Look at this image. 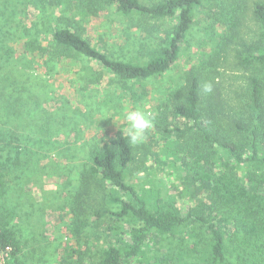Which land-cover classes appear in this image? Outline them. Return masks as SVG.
Masks as SVG:
<instances>
[{"label": "trees", "instance_id": "trees-1", "mask_svg": "<svg viewBox=\"0 0 264 264\" xmlns=\"http://www.w3.org/2000/svg\"><path fill=\"white\" fill-rule=\"evenodd\" d=\"M41 2L52 7L54 15L43 11L20 43L22 54L30 59L25 61L27 67H32L34 72L37 63L46 66L88 60L122 82L158 78L177 64L197 14L202 15L204 32L200 58L185 71L181 78L184 86L177 98L174 96L170 116L174 123L163 113L155 124L166 139L175 140L170 150L172 159L168 160L180 167L193 185L206 191L204 200L183 214L172 200L162 197L157 186L147 188L146 182L129 183L135 154L128 137L118 132L107 144L91 147L87 152L88 162H70L68 166L71 172L79 173V184L69 204L66 203L70 246L59 264H88L94 248L88 234L92 233V227L103 223L109 226V237L118 239L102 251L96 264L137 262L148 244L175 235L190 224L206 227L211 236L207 253L193 264H264V2L255 4L253 18L257 34L250 43L240 41L246 10L243 0H157L152 4L142 0ZM73 4L78 12L73 11ZM111 9L127 21L125 32L134 30L145 35L140 42V62L117 59L93 46L84 35L85 24L102 18ZM55 11L60 14L56 15ZM171 19L176 24L162 30V23ZM5 49L6 59L10 60L14 51L10 47ZM231 50L236 67L250 74L242 93H236L239 103L233 109V116L237 118L225 115L218 118L223 104L207 106L200 86L219 71L220 63ZM82 71L90 75L82 76L84 90L103 78V73L94 72L92 66H83ZM3 115H0V201L7 193L9 164L14 158L21 160L23 155L18 145L21 139L17 137L18 127L8 132L1 120L9 121L11 116ZM35 116L33 121L43 126L45 117L39 112ZM15 119L17 123V115ZM227 119L231 120L230 132L224 127L228 126ZM51 133L52 130L47 132V138ZM70 157L75 162V157ZM245 167L251 170L243 179L239 171ZM2 214L0 264H19L21 244L17 232ZM228 248L235 251V262L229 259ZM180 251L183 255H178L179 261L192 264L184 258L187 250L183 244ZM154 264L178 263L174 256H169L165 260L156 257Z\"/></svg>", "mask_w": 264, "mask_h": 264}, {"label": "rangeland", "instance_id": "rangeland-1", "mask_svg": "<svg viewBox=\"0 0 264 264\" xmlns=\"http://www.w3.org/2000/svg\"><path fill=\"white\" fill-rule=\"evenodd\" d=\"M142 1L146 4L157 2ZM243 1L246 10L240 41L243 39L250 43L257 34L253 18L255 4L264 0ZM43 11L54 15L53 8L41 0H0V105L4 103L0 115L11 116L9 121L4 118L1 122L5 123L8 132L18 127L17 137L21 136L18 145L23 150L21 160L14 158L13 163L9 164L11 174L6 196L0 201V212H4L2 216L10 220L17 232L21 244L19 264L60 263L66 248L70 246L67 230L70 216L66 203L69 204L76 192L74 188L79 184V173L71 172L68 166L88 162L87 152L91 147L103 146L118 132H123L122 129L127 126L124 114L129 110L139 108L151 112L154 127L143 143L132 145L136 160L131 166L128 182L133 185L146 182L147 188L157 186L162 197L172 200L183 214L190 207H198L206 195L204 189L193 185L180 167L176 168L168 160L172 159L170 150L175 140L166 139L155 128L156 119L163 113L168 115L170 123H174L170 116L174 96L177 98L176 94L184 86L181 78L200 58L204 38L202 15L197 14L195 26L181 56L168 73L148 80L122 82L88 60L46 66L37 63L35 72L32 67H27L25 61L30 62V59L22 54L20 43ZM73 11L78 12L75 4ZM55 14L60 13L55 11ZM127 24L111 9L102 18L91 19L85 24L87 30L84 35L93 46L115 58L138 63L142 59L140 42H143L145 35L134 30L125 32ZM174 24V19L165 21L162 30H169ZM6 47L14 51L10 60L6 59ZM83 66H92L94 72L103 73V78L86 90L82 76L90 75L82 71ZM249 74L236 67L231 50L220 63L219 71L206 81L214 86L211 94H205L206 105L223 104L218 118L224 115L237 118L233 116V109L239 103L236 93H242ZM17 98L20 100L17 101ZM14 100L15 104L12 103ZM38 112L45 117L43 126L33 121ZM15 115L18 116L17 123ZM47 119H50V125L45 124ZM227 121L228 126L225 124L224 127L230 132L231 120ZM49 130L52 133L47 138ZM62 153L65 155L59 157ZM70 156L75 157V162L71 161ZM218 161L222 162L221 158ZM249 170L246 167L240 170V176L246 179ZM107 188L110 191V187ZM105 208L114 209L112 206ZM108 227L103 223L91 228L92 233L88 235L94 248L88 264H96L102 251L117 242V237H109ZM113 238L116 239L113 241ZM182 244L187 250L184 257L186 262L193 264L207 253L211 236L206 227L190 224L180 228L175 235L148 244L144 248V255L132 264H154L156 257L165 260L169 256H174L176 263L183 264L178 259V255H183L180 251ZM231 249L228 257L235 262L236 253Z\"/></svg>", "mask_w": 264, "mask_h": 264}, {"label": "clouds", "instance_id": "clouds-1", "mask_svg": "<svg viewBox=\"0 0 264 264\" xmlns=\"http://www.w3.org/2000/svg\"><path fill=\"white\" fill-rule=\"evenodd\" d=\"M201 90L205 94H211L214 90L212 82L201 84ZM127 126L122 129L123 135L128 137L133 146L143 143L147 133L154 127V117L151 112L143 109L129 110L124 114Z\"/></svg>", "mask_w": 264, "mask_h": 264}]
</instances>
